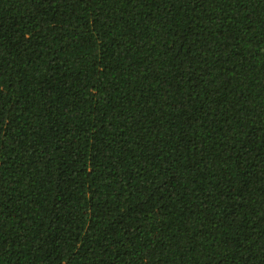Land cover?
<instances>
[{
  "label": "trees",
  "instance_id": "16d2710c",
  "mask_svg": "<svg viewBox=\"0 0 264 264\" xmlns=\"http://www.w3.org/2000/svg\"><path fill=\"white\" fill-rule=\"evenodd\" d=\"M0 264H264V0H0Z\"/></svg>",
  "mask_w": 264,
  "mask_h": 264
}]
</instances>
